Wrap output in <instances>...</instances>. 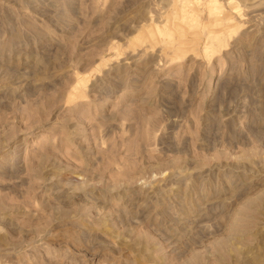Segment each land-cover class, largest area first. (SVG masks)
<instances>
[{
  "label": "rangeland",
  "instance_id": "obj_1",
  "mask_svg": "<svg viewBox=\"0 0 264 264\" xmlns=\"http://www.w3.org/2000/svg\"><path fill=\"white\" fill-rule=\"evenodd\" d=\"M0 264H264V0H0Z\"/></svg>",
  "mask_w": 264,
  "mask_h": 264
}]
</instances>
